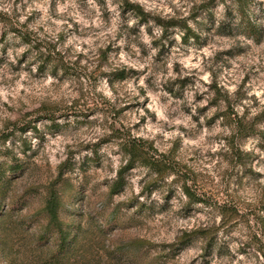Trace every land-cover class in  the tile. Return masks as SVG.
<instances>
[{
    "label": "rangeland",
    "instance_id": "1",
    "mask_svg": "<svg viewBox=\"0 0 264 264\" xmlns=\"http://www.w3.org/2000/svg\"><path fill=\"white\" fill-rule=\"evenodd\" d=\"M246 13L0 0V264H264V0ZM129 138L161 163L127 168Z\"/></svg>",
    "mask_w": 264,
    "mask_h": 264
},
{
    "label": "trees",
    "instance_id": "2",
    "mask_svg": "<svg viewBox=\"0 0 264 264\" xmlns=\"http://www.w3.org/2000/svg\"><path fill=\"white\" fill-rule=\"evenodd\" d=\"M231 1L241 21L240 26L251 25L246 10L250 6V4L254 2V0H231ZM127 6H128L127 9L133 11L137 17L146 20L147 18L146 13L138 4L128 2ZM0 18H3L2 14H0ZM246 20H248V23L246 22ZM184 29H187L188 34H184V38L187 39L189 38L187 36L190 35L191 29L187 27H185ZM52 61H56V60H52ZM117 75L119 79H125L127 77L125 72H121L120 74ZM122 146L124 147V150L129 157L126 165V167L129 169L133 168L137 163H142L143 165H147L150 167H155L161 163L159 160L152 159L149 156V153L147 151V145L145 144V142H143V140L129 138L122 143ZM219 207L221 209L222 219H225V217L227 216L233 217L238 213L237 209L228 203L221 204ZM58 208H59V202L57 198L54 195H52L50 198L47 199L45 209L50 217L51 222H53L56 225H60ZM224 223L225 221L223 220V224ZM259 251L261 252V250ZM262 255L264 257V252H262Z\"/></svg>",
    "mask_w": 264,
    "mask_h": 264
}]
</instances>
